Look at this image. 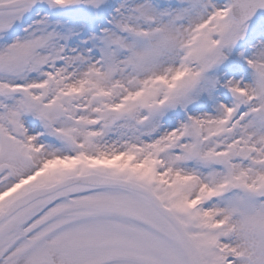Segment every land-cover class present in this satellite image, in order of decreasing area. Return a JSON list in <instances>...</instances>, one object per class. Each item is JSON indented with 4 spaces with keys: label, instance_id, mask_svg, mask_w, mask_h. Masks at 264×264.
<instances>
[{
    "label": "snow or ice",
    "instance_id": "snow-or-ice-1",
    "mask_svg": "<svg viewBox=\"0 0 264 264\" xmlns=\"http://www.w3.org/2000/svg\"><path fill=\"white\" fill-rule=\"evenodd\" d=\"M0 264H264V0H0Z\"/></svg>",
    "mask_w": 264,
    "mask_h": 264
}]
</instances>
